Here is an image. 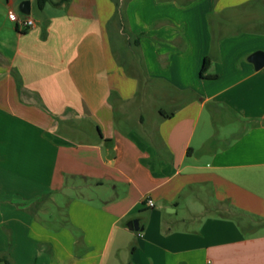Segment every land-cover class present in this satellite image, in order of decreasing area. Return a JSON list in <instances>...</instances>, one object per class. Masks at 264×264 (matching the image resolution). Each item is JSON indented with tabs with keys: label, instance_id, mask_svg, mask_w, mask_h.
I'll return each mask as SVG.
<instances>
[{
	"label": "crops",
	"instance_id": "obj_1",
	"mask_svg": "<svg viewBox=\"0 0 264 264\" xmlns=\"http://www.w3.org/2000/svg\"><path fill=\"white\" fill-rule=\"evenodd\" d=\"M22 1L0 0V256L264 264V0Z\"/></svg>",
	"mask_w": 264,
	"mask_h": 264
},
{
	"label": "water",
	"instance_id": "obj_2",
	"mask_svg": "<svg viewBox=\"0 0 264 264\" xmlns=\"http://www.w3.org/2000/svg\"><path fill=\"white\" fill-rule=\"evenodd\" d=\"M20 10L25 14H30L31 12V1L30 0H24L20 4ZM249 59L254 63L255 68L257 70L264 67V51L263 50H257L253 52ZM129 227L132 230H139L138 222H130Z\"/></svg>",
	"mask_w": 264,
	"mask_h": 264
},
{
	"label": "built area",
	"instance_id": "obj_3",
	"mask_svg": "<svg viewBox=\"0 0 264 264\" xmlns=\"http://www.w3.org/2000/svg\"><path fill=\"white\" fill-rule=\"evenodd\" d=\"M9 17L11 20L17 22L20 26L23 28H30L35 25V20L31 18L28 15H24V17H21L17 12L10 10L9 11ZM149 206H154L153 200H148Z\"/></svg>",
	"mask_w": 264,
	"mask_h": 264
},
{
	"label": "trees",
	"instance_id": "obj_4",
	"mask_svg": "<svg viewBox=\"0 0 264 264\" xmlns=\"http://www.w3.org/2000/svg\"><path fill=\"white\" fill-rule=\"evenodd\" d=\"M47 1L48 0H38V4L40 7H42ZM63 1L68 2L69 0H63ZM209 64H210V58L206 57L203 65H202L201 71H200V75L202 77H208L206 75V72L209 68ZM214 77H216V76H214ZM211 78H213V77H211ZM0 262H3L4 264H14L12 261H10L8 258H6L4 256H0Z\"/></svg>",
	"mask_w": 264,
	"mask_h": 264
},
{
	"label": "rangeland",
	"instance_id": "obj_5",
	"mask_svg": "<svg viewBox=\"0 0 264 264\" xmlns=\"http://www.w3.org/2000/svg\"><path fill=\"white\" fill-rule=\"evenodd\" d=\"M35 5V4H34ZM34 11H35V13L36 14H38V12H40V9L38 8V7H35V9H34ZM227 124L229 125V124H231V123H233L230 119H227ZM244 220V219H243ZM243 220H241L244 224L246 223V222H244ZM57 225V224H56Z\"/></svg>",
	"mask_w": 264,
	"mask_h": 264
}]
</instances>
